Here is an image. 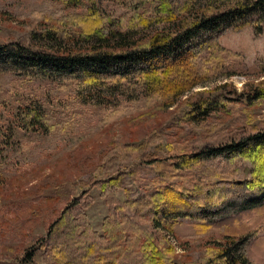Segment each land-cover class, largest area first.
Instances as JSON below:
<instances>
[{
  "label": "rangeland",
  "instance_id": "1",
  "mask_svg": "<svg viewBox=\"0 0 264 264\" xmlns=\"http://www.w3.org/2000/svg\"><path fill=\"white\" fill-rule=\"evenodd\" d=\"M137 1L0 0V44L15 40L79 49L94 42L87 38L84 23L88 19L94 20L91 27L103 30L105 36L121 31L131 40L145 38L173 21L197 19L201 10L214 4V0ZM141 14L149 20L148 25L137 23L136 16ZM131 18L135 26L122 24ZM259 29L256 35L251 26L245 27L219 39L226 48L243 55L245 74L195 85L176 99L157 97L140 85L129 84L123 94L111 95L100 88L77 90L48 78L0 75V264H78L45 251L40 241L72 197L86 189L94 198L86 220L94 231H102V220L109 212L97 187L89 185L92 179L117 177V196L122 201L138 198L146 186L162 177L141 161L147 154L167 160L169 146L179 141L200 148L215 139L212 128L217 122L243 119V114L237 115L240 106H232L228 117L212 113L207 126L190 124L182 100L221 83H230L242 98L247 96L243 92L246 83L264 80V23ZM257 104L261 113L264 101ZM130 142L137 143L122 160V144ZM246 165L234 178L249 176L251 165ZM193 175L192 179H205L200 172ZM186 178L181 177L184 184L189 183ZM146 222L156 233V222L148 212ZM171 226V232L160 230L163 240H157L168 257L165 264H212V254L232 237L231 231L226 234L222 227H196L187 217L178 218ZM77 246L72 245L66 257H76L80 252ZM103 259V251L88 253L81 264H101ZM247 261L264 264V256L249 254Z\"/></svg>",
  "mask_w": 264,
  "mask_h": 264
},
{
  "label": "trees",
  "instance_id": "2",
  "mask_svg": "<svg viewBox=\"0 0 264 264\" xmlns=\"http://www.w3.org/2000/svg\"><path fill=\"white\" fill-rule=\"evenodd\" d=\"M211 6L201 10L197 19L173 21L145 38L131 40L121 31L105 36L103 30L92 28L95 21L88 19L84 23L87 38L94 42L79 49L10 40L0 44V75L48 78L77 90L100 88L111 95L123 94L129 84L140 85L157 97L176 99L195 85L246 73L243 55L226 48L219 39L250 26L254 34H260L264 0H214ZM136 17L137 23L149 24L142 14ZM122 24L136 25L134 18ZM245 85L243 92L248 95L244 98L230 83L188 94L182 101L190 124L207 126L212 113L228 117L232 106H240L238 114L234 113L244 118L217 122L212 128L215 139L200 148L179 141L167 145V160L147 154L141 161L162 177L146 186L138 198L122 201L117 196V177L92 179L89 185L97 187L109 212L102 220V231H94L86 220V211L94 203L86 189L72 197L51 222L40 241L44 250L78 264L88 253L99 251L105 253L101 264H165L168 257L157 243L163 240L160 230L171 232L173 221L187 217L203 230L214 225L224 228L226 234L231 231V239L212 254V264H248L249 254L264 256V109L261 113L257 110V102L264 101V80ZM136 143L122 144V160ZM247 163L251 165L249 178H234ZM184 170L190 174L185 175ZM192 171L205 179H192ZM181 177H187L189 183L184 184ZM147 212L156 222V233L146 226ZM77 244L79 254L66 257Z\"/></svg>",
  "mask_w": 264,
  "mask_h": 264
}]
</instances>
